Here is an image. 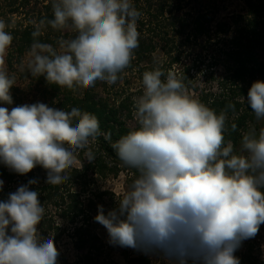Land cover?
Returning a JSON list of instances; mask_svg holds the SVG:
<instances>
[{
  "label": "clouds",
  "instance_id": "clouds-1",
  "mask_svg": "<svg viewBox=\"0 0 264 264\" xmlns=\"http://www.w3.org/2000/svg\"><path fill=\"white\" fill-rule=\"evenodd\" d=\"M52 13L53 19L32 22L31 75L73 92L98 80L115 84L139 46L141 13L132 0H53ZM45 24L76 35L60 41L58 52L36 39ZM7 27L0 19V103L11 105L15 78L3 68L13 41ZM162 77L159 68L143 73V94L134 101L138 126L112 143L137 175L114 207L97 205L94 220L107 230L109 244L142 253L153 264H240L235 253L264 225V127L244 132L237 149L224 135L234 105L217 114L191 98L175 73ZM245 99L264 120V81H254ZM98 134L97 116L75 107H0V165L18 175L39 166L46 184L60 185L78 162L75 150ZM84 155L90 163L95 159L90 148ZM38 183L29 179L0 199V264H58L54 237L38 228L45 214L32 187ZM3 186L0 180V192Z\"/></svg>",
  "mask_w": 264,
  "mask_h": 264
},
{
  "label": "trees",
  "instance_id": "trees-1",
  "mask_svg": "<svg viewBox=\"0 0 264 264\" xmlns=\"http://www.w3.org/2000/svg\"><path fill=\"white\" fill-rule=\"evenodd\" d=\"M9 10L1 12L6 16L16 13H24L30 16L28 23H17L11 25L7 23V31L13 35V50L18 55H23L31 48L34 38L32 32L35 25L32 23L40 20L53 19V0H8ZM32 1H34L32 3ZM198 5L195 11H185L187 6L182 0H132L137 10L141 13L137 21L139 35V46L134 50V59L128 69L138 68L139 72L150 71L148 66L143 67V62L148 60L156 50L157 43L154 39L163 43L165 55H172V47L176 48L178 36L185 41L198 42L206 37L211 39V34L225 38V76L218 82L219 93H206L198 100L204 103L217 114L225 110L229 104L235 106V111L227 109V126L225 141L231 140L235 147L239 149L242 134L250 128L257 131L264 127V120L258 121L250 106L241 98L247 97L248 89L246 85H251L254 81H264V0H241L245 11L237 16H231V20L222 22L217 20L219 7L212 4L207 7L205 0H197ZM33 4V10L29 6ZM41 5V8L39 6ZM4 10V9H3ZM232 24L234 29L232 30ZM171 31V34H170ZM62 30L51 28L45 24L41 30V35L36 39L41 43L51 44L53 48L59 44ZM71 39L76 33L66 32ZM56 49V48H55ZM179 57L173 59L178 62ZM164 65H161L162 70ZM154 68H151L153 70ZM166 69H164L165 71ZM171 70V69H170ZM189 71V70H187ZM166 72H169L168 70ZM180 78V77H178ZM165 79V78H162ZM55 91L60 93L61 87L54 85ZM63 98L60 106L65 111L78 108L82 112L93 113L100 123V134L95 138H89L98 146L95 159L86 164L82 159V169H72L67 171L70 179L60 185H48L45 183L46 171L37 166L27 175H18L10 172L5 166L0 165V180L4 181L3 191L0 192V199L7 198L8 193L14 192L21 184H26L29 179H38V185H33V190L38 188L40 200L45 208L44 218L38 225L39 231L46 237H54L57 248L59 240L63 238L64 232L70 226L69 237L74 240L75 250L78 253V264H103L100 261V252L103 249L102 241L93 233L91 225V214L93 200L89 199L86 205L81 201L80 193L72 190V186L81 184L87 186L88 172L92 175H99L102 178L108 176L116 177L121 171L127 170L135 178L136 170L126 167L118 158L112 143L119 140L121 136L137 127L133 121L130 105L125 101L110 104L102 99L93 88L83 89L81 95L75 97L72 90L63 88ZM235 123L237 128L231 130V124ZM104 134H110V140L105 139ZM103 194L99 195L103 197ZM58 219L67 224L61 230ZM59 250V249H58ZM60 252V251H59ZM250 263L253 255L250 252L244 256ZM68 256L60 253L58 264H67ZM134 264H152L147 256H140L134 260Z\"/></svg>",
  "mask_w": 264,
  "mask_h": 264
},
{
  "label": "rangeland",
  "instance_id": "rangeland-1",
  "mask_svg": "<svg viewBox=\"0 0 264 264\" xmlns=\"http://www.w3.org/2000/svg\"><path fill=\"white\" fill-rule=\"evenodd\" d=\"M41 1V0H40ZM43 1V0H42ZM9 1L0 0V19H3L6 24L10 22L11 25L17 23H28L30 16H25L24 13H16L14 15H4L1 12L9 10ZM34 1H32L33 3ZM183 5L187 6L185 11H195L198 5L197 0H182ZM207 7H212V4H217L219 11L217 12V20L222 22H227L231 20V16H237L244 13L245 8L241 0H205L204 2ZM41 5L39 8H41ZM33 4L29 6L30 11L33 9ZM4 9V10H3ZM234 26L232 24V30ZM7 31V30H6ZM69 29H62V35L59 40H70L71 36H67L66 32ZM171 34V31H170ZM223 35L219 37L215 36L214 33L211 34V39L206 37L200 39L198 42L185 41L184 38L178 36L176 39L177 47H172V55H165L163 52V43L160 42L159 38L154 39L158 44L156 50L153 52L152 56L143 62V67L148 66L149 70L151 68H159L164 65L162 71L165 73V77L168 72H173L177 77L182 78L185 90L187 94L193 99H199L206 93H219V80L225 76V56L223 54L224 49H226V43ZM59 44L56 50L62 51ZM179 57V61L173 62V59ZM33 57L31 55V48L28 49L23 55H18L15 50H13L12 43L7 49V53L4 57L3 68L10 77L15 78L14 86L11 89V95L13 98V103L11 105L0 103V107H7L11 110L12 107H16L23 104H33L36 102H42L47 104L49 107L62 109L60 106V100L63 98V88L61 87L60 93L55 91L53 86L55 84H49L43 76L33 77L29 69V63L32 61ZM153 69V70H154ZM164 69H166L164 71ZM171 69V70H170ZM189 70V71H187ZM120 79L115 83L109 85L104 81H96L95 85L90 87L98 93V95L106 100L108 103L117 105L125 101L126 104L130 105V110L132 111L133 121L135 123L134 117V101L136 98L143 94V84H142V73L139 72L138 68L128 69L126 68L122 73H120ZM252 85V84H251ZM251 85H246L247 89ZM83 89H78L71 94L75 97L81 95ZM246 98V97H245ZM241 98L244 103L246 99ZM90 148L94 153L98 151V146L94 141L89 140V144L85 149H76L77 164L72 168L68 169H82L83 162L81 159L88 164L89 161L84 155V152ZM89 180L87 186L74 185L72 190L80 193L81 201L86 205L88 200H93L91 214V225L92 231L95 233L102 241L103 249L100 252V261L103 264H134V260L140 256H145L130 248H121L119 246H113L108 243L107 230L95 222L94 217L97 215V205H103L105 211L114 207L115 197H119L123 194V191L127 185L134 179L131 174L125 171H121L118 176L112 177L108 176L102 178L99 175H92V172H88ZM103 194V197L99 198V195ZM60 223L61 230L66 228L67 224L63 220L58 219ZM69 226L64 232V236L58 242L60 253H65L68 256L67 264H78V253L75 250L74 240L69 237ZM250 252L253 255V259L250 263L244 258ZM236 256L240 258V264H264V225H261L258 234L252 238L244 241L239 250L235 253ZM149 258V257H148ZM150 259V258H149ZM153 264V260L151 259Z\"/></svg>",
  "mask_w": 264,
  "mask_h": 264
}]
</instances>
